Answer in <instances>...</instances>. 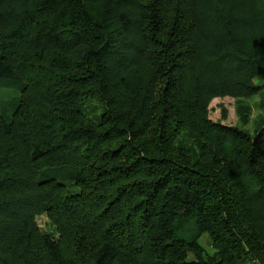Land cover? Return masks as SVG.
I'll list each match as a JSON object with an SVG mask.
<instances>
[{
	"label": "trees",
	"instance_id": "trees-1",
	"mask_svg": "<svg viewBox=\"0 0 264 264\" xmlns=\"http://www.w3.org/2000/svg\"><path fill=\"white\" fill-rule=\"evenodd\" d=\"M259 79L264 0H0V264H264Z\"/></svg>",
	"mask_w": 264,
	"mask_h": 264
},
{
	"label": "rangeland",
	"instance_id": "rangeland-1",
	"mask_svg": "<svg viewBox=\"0 0 264 264\" xmlns=\"http://www.w3.org/2000/svg\"><path fill=\"white\" fill-rule=\"evenodd\" d=\"M255 83L261 85L264 80L259 79ZM19 100V91L0 88V114L5 116L8 121L11 120ZM85 110L94 119L100 114L98 108L92 104L86 105ZM208 118L214 123L238 127L254 135L264 124V91L259 95L245 99H237L232 96L213 98L208 105ZM36 222L43 233L57 238L56 229L45 215L37 217ZM201 244L210 254L213 253L207 236H203Z\"/></svg>",
	"mask_w": 264,
	"mask_h": 264
}]
</instances>
